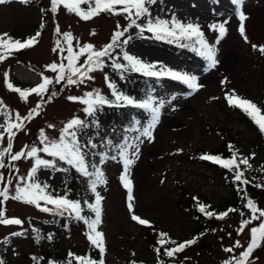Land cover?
<instances>
[{
  "label": "rangeland",
  "instance_id": "374dc122",
  "mask_svg": "<svg viewBox=\"0 0 264 264\" xmlns=\"http://www.w3.org/2000/svg\"><path fill=\"white\" fill-rule=\"evenodd\" d=\"M40 4H24L19 0L0 4V34L7 33L14 40H26L35 28H42L37 43L18 51L14 57L0 61V101L3 102L0 105V124L7 126L6 113L10 114L8 122L15 123L18 122L17 113L21 117L28 116L31 109L38 103L42 104L38 114L23 122V129H13L15 136L12 140V153L25 149L27 145L39 146L41 129L50 140H55L59 138L60 129L73 117L91 122V118L83 112L85 105L69 100L68 97H82L98 89L111 98L105 75L115 82L119 90L126 91L124 79L111 68L88 73L93 79L84 77V83L68 84L66 79L59 83L53 82L43 97L29 92L26 98H22L19 92L6 86L5 73L13 89L20 88L22 91L40 84L43 79L41 73L55 81L56 73L46 66L53 62L59 64L62 56L68 55L66 50L62 53L59 49L53 51L57 48V41H60L61 49L67 48V43L56 31L57 25L61 33L72 34L71 43L74 52H78L79 47L88 43L100 49L110 42L117 25L122 29L129 24L126 14H99L83 20L76 13L67 11L64 4H59L55 13L51 11L50 0H40ZM149 7V18L153 21L157 17L171 20L175 14L180 21L198 24L204 38L211 44L215 43L218 32L211 31L209 25L224 21L228 23L226 34L215 45L219 63L214 68H209L208 62L193 51L192 46H181L186 44L184 42L192 43L187 39H157L146 29L141 32L136 27L129 28L125 37L121 38L131 36L124 51H129L145 62H160L174 70L196 75L202 87L192 91L184 83L168 77L152 82L150 94L153 102H162L163 107L153 129L154 139L151 142L145 140L139 145L138 158L129 168L132 211L128 207V189L121 180L124 171L122 163L109 160L102 166L107 179L106 183L97 185L103 197L101 223L97 230L103 233L106 246L103 264L130 260L138 264H168L159 260L152 244L159 232L176 240H189L192 237L199 222L189 211V204L195 194L206 197L217 210H224L234 204L232 209L236 211H228L222 219L217 217L207 221L205 234L199 236L194 244L186 246L179 256L184 257L189 264H223L247 248L250 228L260 223L253 220L243 232H237L241 220L249 219L252 215L246 207L247 198H251L259 209L264 210V187H257L264 185V133L248 121V114L243 109L230 104L227 98L233 95L234 90V98L239 96L251 100L260 108L261 115H264V54L258 50L259 46L264 45V0H243L242 5L234 4L232 0H163L161 4L158 0ZM241 11L246 16L243 26L247 40L239 31ZM147 22L148 18L145 17L137 20L138 24L146 25ZM252 45L258 47L254 49ZM85 58L86 54L80 57L79 63H83ZM121 59L126 62L123 57ZM22 74L30 78L25 80ZM137 75L139 73L132 78H138ZM51 92L57 94L49 99ZM143 95L144 99L148 96L145 92ZM136 116L141 123H147L150 119L149 113L141 109ZM112 117L111 112L109 118L105 115L102 117L106 126L103 132L106 134L110 130ZM50 124L55 127L49 128ZM0 132H4V128H0ZM138 135L137 129L134 130L129 134L128 141L131 142ZM228 140L238 144L240 157H247L251 163L249 168L242 164L240 171L248 183H237L238 193H234L224 181L223 173L215 166V162L201 159L199 155L200 152L212 155L215 151L225 149ZM7 143L8 134L4 132V138L0 140V151L7 147ZM252 153H255L254 157ZM39 155L51 159L44 153ZM4 161L5 167L0 168V173H3L5 179L0 182V188L9 178L12 183L9 186V199L0 207L6 218H19L23 221L21 225L0 224V260L4 264H47L51 258L61 257L69 250H75L78 255L89 252L91 256L101 257L99 249L88 239L86 226L80 224L74 225L70 231L57 230L56 225L48 221L53 212H43L33 204L11 199V195L15 194L18 177L27 176L34 160L22 158L11 161L9 154H5ZM58 167L65 169L64 162H60ZM36 176L40 182L50 185L49 190L53 194L65 182L63 171L50 168H41ZM74 182L72 195L81 193L83 187V182ZM20 183L23 186V182ZM133 214L148 220L149 224L143 225L133 220ZM14 232L23 234L12 236ZM49 234L51 239L47 238ZM237 240L243 245L242 248L232 253L224 251ZM251 259L252 264H264V244L255 249Z\"/></svg>",
  "mask_w": 264,
  "mask_h": 264
},
{
  "label": "snow or ice",
  "instance_id": "6c2138e0",
  "mask_svg": "<svg viewBox=\"0 0 264 264\" xmlns=\"http://www.w3.org/2000/svg\"><path fill=\"white\" fill-rule=\"evenodd\" d=\"M10 0H0V4L8 3ZM20 3L28 4L31 0H19ZM158 0H50L51 11L55 13L58 9L59 4H64L67 11L75 12L83 20H89L93 16L99 15L101 12L111 13L113 15L126 14L125 18L129 21L127 27L121 29L120 25H117V30L114 32L112 40L104 45L100 49H96L91 43L84 44L79 47L78 52H74V48L71 43L72 34L69 32L61 33L59 26L57 25L56 31L60 34L65 42L67 43L66 49L60 48V41H57V48H54L53 51L68 53L67 56H62L61 62H53L46 67L56 73L55 81L52 78L44 76L42 82L36 87L31 88L30 90H21L20 88L13 89V85L7 82L8 74L5 73L6 86L9 89L19 92L22 98H26L29 92L36 93L37 95L43 97L45 93L49 92V86L55 82L59 83L60 81L67 80L68 84L84 83V77L87 79H93L92 76L88 73L101 70L105 66V58L112 60L111 66L114 70L120 73L121 78H124L125 72H136L140 73L146 77H155L157 79L162 77H168L175 79L187 85L192 91H197L202 85L198 83V77L187 72H181L179 70H174L170 67L164 66L160 62L148 63L143 61L140 57L130 54L129 51L125 50L118 55H122L123 60L126 63H120L113 56V52L116 48H122L124 45L128 44L131 40V36H128L125 39V33L128 32L129 28L136 27L143 32L145 29L148 32H151L155 35L157 39H168L180 40L187 39L192 42L191 46L193 51H196L201 57H203L207 62L209 68H214L218 63L217 59V48L216 44H219L220 39L226 34V24L228 21L221 22L219 24L209 25V29L213 32H218L217 39L214 44L209 43L204 38V33L201 30L198 24L194 23H185L176 18L175 14L172 15L171 20L161 19L159 17L155 18L153 21L150 17V5H154ZM234 4L242 5L243 0H232ZM81 4H86V11H82L79 7ZM117 6H120L117 8ZM43 11V9L41 10ZM141 17L148 18L147 24L137 23ZM239 19L241 25L239 31L244 39L247 40V37L244 35L245 29L243 26V21L246 19V16L241 11L239 13ZM92 34H95L94 32ZM40 33L37 32L35 36L29 37L23 42L20 39L12 40L11 37H8L7 33L0 34V61H3L6 56L11 55L12 51H18L20 49L28 48L34 45L37 42V37ZM4 37H8L7 40ZM182 47H188V44H182ZM255 49L258 46L252 45ZM7 49L8 51H4ZM258 50L264 54V45L258 47ZM86 58L83 60V63H79V59L82 56ZM67 61L65 64L64 61ZM78 77L79 79H74ZM105 81L111 93V98L104 95L100 90H94L87 92L82 97L69 96L68 99L72 101L81 102L85 107L83 112L87 117L92 118L91 122L81 118L73 117L70 121L60 129V135L58 139L50 140L45 134L44 130L41 129L39 135V146L36 144L27 145L25 149H22L19 152L12 153V140L15 136L13 129L21 130L24 127L23 122L31 118L34 114H38L40 108L42 107L41 103H38L37 106L29 111L28 116L21 117L19 113L16 114L15 123H9V115L5 114V121L7 126L0 124V128H4V132L8 134V143L2 151H0V168L5 167L4 156L9 154L11 161H18L22 158H32L34 164L29 170L27 176L18 177V182L15 187V194L11 195V199L20 200L24 203L33 204L43 212H54L61 216L67 213L69 216H74L77 220L84 221L88 226V239L91 244L99 249L101 259L95 261L90 257H78L73 253H69V257L75 259L77 264H103V255L105 252L103 233L97 230L98 225L101 223V201L103 197L100 196L97 192V185L106 183L104 178V171L102 166L105 165L109 160L117 161L123 165V173L121 180L124 184V187L128 189V200H129V210L132 211V187L131 180L129 177V168L132 164L135 163V160L138 158V153L140 151L139 145L142 144L145 140L151 142L153 137V129L159 121L161 108L163 103H154L153 97L148 95L145 99L133 98L128 94H125L123 91L119 90L116 87L115 82L111 81L110 78L105 75ZM56 92H51L49 99L52 96H55ZM228 95V100L230 104L243 109L259 126V129L264 133V115H261L260 108L251 100L245 99L239 96ZM172 99H175L173 97ZM3 102L0 101V105ZM104 106L110 107H119V106H131L139 108L142 111L149 113L150 119L147 123H141L140 121L136 122L137 131L139 135L134 137L131 142L125 139L123 144L115 143L113 140L108 139L107 141L101 140L98 144L91 137L86 141L82 142V134L85 129H88L95 125L99 128V121L96 119L97 113ZM49 128H54V125H48ZM4 132H0V140L4 138ZM98 134V133H97ZM101 147H107L109 151H100L97 152L96 149ZM232 147L231 145L229 146ZM114 154H109L112 150ZM131 150V152H129ZM40 153L46 154L51 159H46L43 156L39 155ZM99 157L95 163H89L88 157ZM252 156H255V153H252ZM204 160L213 161L215 163L221 164L225 168L232 169L235 172L234 179L240 181L242 184H247L248 181L243 179L244 173L240 171V164H243L247 167H251L247 157H240L239 163H237V153L234 151L231 158L222 159L218 155H208L205 154L200 157ZM60 162H64L72 168H75L83 177L87 178L90 190L95 193V203H89L84 201L83 203L95 213V218L90 219L89 217L82 215L84 208L82 207L81 201L70 199L67 194L54 195L49 189L50 185L47 183L40 182L36 176V173L41 169H53L55 171H67V169L58 167ZM18 171V169H15ZM3 173H0V182L4 181ZM23 182V186L21 183ZM11 178L8 179L7 183L0 188V205L4 201L9 199V186L11 185ZM257 187H264V185H257ZM245 196L247 194L245 192ZM195 199V198H194ZM246 207L249 208L252 212V215L249 219H242L240 222V227L237 229L238 233H241L245 230V227L250 225L253 220L260 221L258 226L250 228V241L243 251L239 253V256H232L229 260H225L223 264H252V254L255 249L259 248L264 244V210L259 209L256 206L255 201L251 198H247ZM199 210L201 212L205 211V206L200 205ZM229 211H236L235 209H230ZM259 213V214H257ZM207 215L212 216L214 213L208 212ZM227 213H220L218 218H223ZM241 216L244 215L243 212L240 213ZM132 219L138 221L140 224L147 225L149 221L146 219H141V217L133 214ZM23 221L19 218H6L5 213L2 207H0V224L4 225H21ZM22 232L11 233L12 236L22 235ZM166 233H161V236H166ZM51 239V234L47 237ZM7 240V238H5ZM196 242V239L179 243L175 248L165 249V254L169 257L175 255V253L182 251L186 246H190ZM173 244H176L175 241H172ZM240 241L237 240L234 245L230 248H225V252L232 253L237 248H242ZM160 250L157 249V252ZM36 260V257H33ZM258 259V258H256ZM0 264H4L3 260H0ZM49 264H56L55 261H49ZM66 264H72V259H69ZM135 264V261L132 262Z\"/></svg>",
  "mask_w": 264,
  "mask_h": 264
},
{
  "label": "trees",
  "instance_id": "16d2710c",
  "mask_svg": "<svg viewBox=\"0 0 264 264\" xmlns=\"http://www.w3.org/2000/svg\"><path fill=\"white\" fill-rule=\"evenodd\" d=\"M162 1L163 0H159V4H161ZM30 3H36L38 5H41L40 0H31ZM79 7L81 8L82 11H86V9H87L86 4H81ZM119 7L120 6H117V8H119ZM100 14H107L110 16L113 15V14L107 13V12H101ZM37 32L40 33L39 37H37V42H38L40 37H41V34H42V28L41 27L35 28L30 37L35 36V34ZM4 39L7 40L8 37H4ZM12 40L14 41V39H12ZM21 41L23 42L24 40H21ZM108 43H106V44H108ZM184 43L189 45L188 47H185V48L191 47L192 43H188V42H184ZM125 47H126V45H124L122 48H116L113 52V56L120 63H124V62H122V59H121L122 55H118V53H122L124 51ZM24 49H27V48H24ZM24 49H20L18 51H22ZM4 51L6 52L8 50L5 49ZM18 51L13 50L12 54L8 55L6 57L16 56L17 55L16 53ZM105 61H106L105 66L101 70L104 71L107 68L113 69V67L111 66L112 60L109 58H105ZM134 75H136V72H125L124 73L125 78H123V79H124V83L126 84V91H124V93L130 95L133 98L135 96H139L140 97L139 99H144L145 96L143 95V92L147 93L148 95H151L150 94V92L152 91L151 90V84H152V82L156 81L157 78L146 77V76L139 73V75H137L139 77L133 79L132 76H134ZM159 80H160V78L158 79V81ZM138 110H139V108H135V107H131V106H119V107L104 106L102 109H100L98 111L97 116H96V119L99 121V128H97L95 125H93L92 127L85 129L84 133L82 134V142L86 141L87 139H89L91 137L98 144L101 142V140L107 141L108 139L113 140L115 143L123 144L125 139L128 140L129 134L137 129L136 122L139 120H138L136 115H137ZM0 112H1V109H0ZM109 112H111L113 114V117H112V121L110 123V130H109L108 134H106L103 132L106 126L104 125V123L102 121V117L105 115L107 118H109ZM247 118H248V121H250L252 124L257 125L249 115H247ZM259 131H260V129H259ZM230 145L232 146L231 148L229 147ZM96 151L97 152L109 151V149L107 147H101V148L96 149ZM114 151L115 150L113 149L111 152H109V154L110 155L114 154ZM234 151L237 153V157H238L237 163H239L240 148L238 147V144H236L234 141L228 140L225 149L215 151V152H213L212 155H218L222 159H228V158L232 157V154ZM199 155L201 157V156L205 155V152H200ZM87 159H88L89 163H95L99 159V157L98 156L97 157L89 156ZM64 164H65V169H67V171H63V173L65 174V182H64L63 186H58L53 191L55 193L54 195L67 194V196L70 199L81 201L82 207L84 208L82 215H85V216L89 217L90 219H94L95 213H93L90 209H88L87 206L83 203L84 201H88L89 203H93V204L95 203V193H93L90 190V186H89L87 178L83 177L79 172H77V170L75 168L70 167L66 163H64ZM250 165H251V163H250ZM215 166L218 167L222 171L224 181L230 186V188H232L233 192L238 193L239 191H238L236 186H239V184H237V183H239L240 181H236L234 179L235 172L232 169L225 168L221 164H218V163H215ZM241 168H242V164H240V169ZM104 174H105V172H104ZM104 178H105V180L107 179L106 174L104 175ZM76 180H78L79 182H83L82 183V186H83L82 191H81V193H78V194L74 193V195H72L74 192V186H75L74 181H76ZM97 192H98V190H97ZM236 202H238V201H236ZM200 205L205 206L204 212H201L199 210ZM234 207H235V205L233 204V206H229V208L226 207V209L224 208V210H217L211 206L210 202L206 199V197H204L203 195H200V194H195L192 197L191 202L189 204V211L194 215L195 218L198 219L199 222H198L197 231L193 233L192 237L189 240H191L193 238L198 239L199 236H203L205 234V231H206L205 230V228H206L205 223L207 221L217 218L220 213H228V211ZM208 212H212V213H214V215L209 216V215H207ZM48 221L54 223L56 225L57 230L70 231L74 225H80V224H82L88 228L87 224H85L84 221L77 220L74 216H69L67 213H65L63 216H61V215L53 212ZM158 234L159 235L155 238V241L152 244V248L157 253L160 261L168 262V264H189L190 263V262L186 261V259H184V257L179 256L183 250L175 253V255L172 257H169L165 254V249L175 248L179 243H182V242H185L188 240H176L174 237H172L168 234L166 236H163V237L161 236L160 232ZM172 241H175L176 244H173ZM104 247L106 248V246H104ZM157 249H159L160 251L157 252ZM90 251H92V249H90ZM70 252L73 253L75 256H78V257H90L95 261H99L101 259L100 256L94 257V256L89 255V252H87L86 254L78 255L75 252V250H69L65 253V255H63L61 257L51 258L49 261H55L56 264H66V262L69 259H72V264H77V261L75 259L69 257ZM49 261L47 264H49ZM103 261H104V258H103ZM118 264H132V262L130 260L128 262L118 263ZM135 264H138V263H135ZM144 264H147V263H144Z\"/></svg>",
  "mask_w": 264,
  "mask_h": 264
},
{
  "label": "bare ground",
  "instance_id": "6f19581e",
  "mask_svg": "<svg viewBox=\"0 0 264 264\" xmlns=\"http://www.w3.org/2000/svg\"><path fill=\"white\" fill-rule=\"evenodd\" d=\"M22 77H23V79H25V80H28L29 78H30V76H27V75H25V74H22ZM34 78V77H33Z\"/></svg>",
  "mask_w": 264,
  "mask_h": 264
}]
</instances>
